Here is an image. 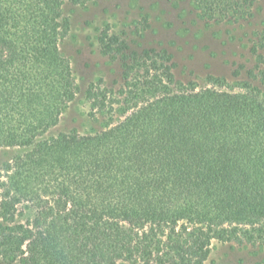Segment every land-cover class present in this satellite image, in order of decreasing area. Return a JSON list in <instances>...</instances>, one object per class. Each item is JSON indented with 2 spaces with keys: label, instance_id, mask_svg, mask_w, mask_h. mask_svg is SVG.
I'll list each match as a JSON object with an SVG mask.
<instances>
[{
  "label": "trees",
  "instance_id": "16d2710c",
  "mask_svg": "<svg viewBox=\"0 0 264 264\" xmlns=\"http://www.w3.org/2000/svg\"><path fill=\"white\" fill-rule=\"evenodd\" d=\"M85 1L0 0V149H17L0 163V264H209L213 240L263 244L264 93L251 80L182 81L167 49L106 25L97 42L119 79L84 91L101 127L49 133L80 92L61 45L65 7ZM193 4L237 18L252 0ZM251 51L247 76L264 78V30Z\"/></svg>",
  "mask_w": 264,
  "mask_h": 264
},
{
  "label": "rangeland",
  "instance_id": "374dc122",
  "mask_svg": "<svg viewBox=\"0 0 264 264\" xmlns=\"http://www.w3.org/2000/svg\"><path fill=\"white\" fill-rule=\"evenodd\" d=\"M65 13L70 17V28L61 46L71 61L80 92L50 134L70 130L84 133L101 127L100 121L88 116L84 91L100 78L107 85L119 79L120 62L102 54L97 42L99 30L106 25L125 37L132 48L167 49L176 64L175 74L182 81L202 85L214 75L237 87L251 80L264 93V78L247 76L255 65L253 42L264 30V0H252L250 13L237 18H206L193 0H87L67 5ZM16 151L1 148L0 163ZM262 259L264 243L213 240L208 263L255 264Z\"/></svg>",
  "mask_w": 264,
  "mask_h": 264
}]
</instances>
